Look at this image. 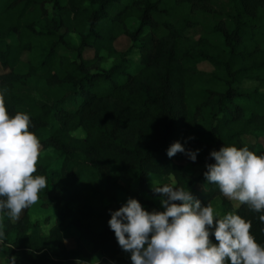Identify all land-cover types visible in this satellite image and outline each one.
Wrapping results in <instances>:
<instances>
[{"label": "trees", "instance_id": "16d2710c", "mask_svg": "<svg viewBox=\"0 0 264 264\" xmlns=\"http://www.w3.org/2000/svg\"><path fill=\"white\" fill-rule=\"evenodd\" d=\"M195 25L220 41L189 34ZM120 34L131 40L126 50L114 45ZM134 47L139 68L129 72ZM87 48L93 54L85 57ZM0 64L7 68L0 94L9 114H28L41 146L62 156L58 168L48 171L41 156L37 165L38 174L49 172L42 193L57 208L52 225L41 232L27 215L6 217L1 254L17 264H67L95 253L107 264H132L109 220L123 181L137 187L127 201L138 199L145 208L150 173L173 175L177 187L205 206L219 195L226 211L251 222L264 246L262 213L233 205L209 182L198 193L194 183L202 176L183 169L176 160L181 152L167 155L179 141L199 150L195 160L206 170L215 163L210 153L224 146L264 155L258 140L264 135V0H0ZM243 79L256 84L235 85ZM77 129L83 139L72 135ZM212 242L218 243L214 234Z\"/></svg>", "mask_w": 264, "mask_h": 264}, {"label": "clouds", "instance_id": "9594fccd", "mask_svg": "<svg viewBox=\"0 0 264 264\" xmlns=\"http://www.w3.org/2000/svg\"><path fill=\"white\" fill-rule=\"evenodd\" d=\"M30 124L24 112L10 115L0 94V213L13 221L38 202L47 186L46 177L35 174L41 143ZM198 151L186 150L177 141L167 155L186 152L195 161ZM210 155L215 163L207 165V182L218 185L229 200L262 213L258 219L264 223V155L235 145ZM153 191L164 197V210L149 212L138 199L129 198L109 220L119 246L131 253L132 264H264V246L251 233L249 220L231 211L221 215L210 203L202 205L175 180H153ZM213 233L218 243L212 242ZM3 237L0 231V241Z\"/></svg>", "mask_w": 264, "mask_h": 264}, {"label": "rangeland", "instance_id": "374dc122", "mask_svg": "<svg viewBox=\"0 0 264 264\" xmlns=\"http://www.w3.org/2000/svg\"><path fill=\"white\" fill-rule=\"evenodd\" d=\"M50 13L53 14V10H50ZM63 31V29H61ZM147 29H145V32ZM188 33L192 34L193 36L197 35H208L213 41H220L218 35L216 34H206L203 32V29H200L197 25L193 26L192 28L188 29ZM70 39L72 42L77 43L79 40V36L77 33L70 32ZM131 40L126 34H120L119 36L116 37L114 41V45L118 50H126L127 48L130 47ZM61 51H63V47L59 48ZM93 54V49L92 48H87L84 51V56L88 57ZM28 55L27 52H24L22 57L26 58ZM139 50L137 47H134L131 52L128 55V65H127V71L129 72H136L137 69L139 68ZM112 62V59L106 58L102 66L104 68H107L110 63ZM203 66H207L206 62H202ZM6 67L2 66L0 64V72L6 71ZM256 84V81L252 79H243L240 82H237L235 85L237 86H243V87H250L254 86ZM73 133H76V135H80L81 133L84 134L83 130L77 129ZM248 141H252V137H244ZM259 141H261L264 145V135H261L258 138ZM40 156L44 157L48 161V166L47 170L49 171L50 169H55L58 168L62 156L54 150L52 147H43L41 146L40 148ZM176 160L180 162L183 166V169L185 171H188L192 173L195 176H202L200 180L196 181L194 183V188L197 189L198 193H201L202 189L206 187L207 179L205 177V172L206 170V164L204 162H199V161H193L189 155L186 154V152H181L176 156ZM47 171L46 173V181H47V176L49 175V172ZM36 175H40L37 172L35 173ZM153 180L160 182L161 184L164 183H171L172 180H174L173 175L171 174H157V173H150L147 175L146 178V187L143 191V197L145 198L147 203H145V209L149 212L156 210V211H162L164 210L163 205L161 203L162 197L159 193H156L153 191ZM122 185L124 186V189L117 194L116 197V202L113 205L114 211L118 210L122 206L126 204L127 197L129 192L135 190L136 184L135 183H129L126 181L122 182ZM43 190L39 193V200L36 204L24 209L20 215L22 217L23 215H27L28 222L30 225L36 224L38 228L40 229L41 232H47L49 227L52 225L55 214H56V206L52 205L49 203L48 198L42 193ZM61 196V195H59ZM2 199V198H0ZM233 205H237V202L232 201ZM210 204L214 207V209L220 213L221 215L227 214L228 211H226L223 207L221 197L219 195L214 196ZM7 215L5 213H0V231H3V224L2 220L5 219ZM214 234V233H213ZM212 234V235H213ZM212 235H211V240H212ZM74 231L73 229H70L66 232V238L65 242L66 244L71 247L74 245ZM4 241H0V247L3 245ZM9 259H12L13 257H8ZM7 256H4L3 254L0 253V264H12V260L9 261ZM18 260H15V264H17ZM67 264H107L101 256L100 253H95L92 256L86 257V258H81V259H73V260H68Z\"/></svg>", "mask_w": 264, "mask_h": 264}]
</instances>
